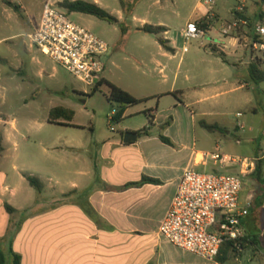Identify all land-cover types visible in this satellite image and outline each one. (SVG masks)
<instances>
[{
  "label": "crops",
  "instance_id": "obj_1",
  "mask_svg": "<svg viewBox=\"0 0 264 264\" xmlns=\"http://www.w3.org/2000/svg\"><path fill=\"white\" fill-rule=\"evenodd\" d=\"M94 3L103 8L99 1ZM205 5L204 13L189 22L210 18L213 25L208 33H212L220 17L211 10L208 1ZM199 11L200 4H197L195 13ZM215 15L218 16L216 21L213 20ZM261 17L264 19V11ZM159 26L168 29L163 36L175 49V53L166 51L156 37L163 58L171 59L186 50L184 31L179 37H173L167 25ZM237 32L228 36L223 34L224 38L220 36L223 48L215 45L213 55H228L226 51L230 48V55L237 60L233 63L235 66L243 60H248L250 66L253 61L250 42L255 29L250 36ZM4 64H11L10 60L0 56V80L9 75L1 67ZM153 64L161 68L162 73L166 71L163 63L156 60ZM24 67L22 63L21 68ZM38 67L39 62L32 59L28 69L35 71ZM38 72L42 75L41 69ZM37 89L40 91L41 85L36 86ZM52 95L50 90L47 96ZM39 96L35 91L24 97L21 101L23 107L31 109ZM176 98L183 104L181 98ZM132 110V107L126 109L124 118ZM145 115L148 118L145 128L149 126V116L154 118V125L149 135H142L134 143L125 144L122 136L98 142L91 137L86 141L72 140L62 146L45 133L46 127L56 125L49 122L50 113L43 121L34 114H26L20 120L16 117L10 119L0 112V136L4 146L0 161V249L6 258L13 249L21 256L22 264H252L256 254L263 253L261 241L253 233L250 209L249 215L242 218L241 226L244 238L255 243L247 244L237 256H229L226 263L206 261L174 246L160 233L186 171L210 173L207 171L210 163H213V173H219L220 169L240 172V169L216 164L210 158L202 160L203 154L217 150L222 153L221 141H216L213 151L202 150L193 122L186 125L173 120L172 124L167 123V127L162 128L157 110L151 109ZM172 128L177 130L172 132ZM142 130L128 128L127 132ZM14 134L23 137L27 143L25 153L17 150L16 142V149L11 152ZM162 136L172 145L163 142ZM32 138L38 148L36 155L27 153L33 149L30 146ZM259 156L261 153L255 152L251 157L243 158L256 159ZM26 175L41 180L44 185L42 193L31 187ZM144 177L161 183L130 186ZM251 195L254 201V195L244 188L243 200ZM7 205L14 211H9ZM8 263L12 264V258H7Z\"/></svg>",
  "mask_w": 264,
  "mask_h": 264
},
{
  "label": "rangeland",
  "instance_id": "obj_2",
  "mask_svg": "<svg viewBox=\"0 0 264 264\" xmlns=\"http://www.w3.org/2000/svg\"><path fill=\"white\" fill-rule=\"evenodd\" d=\"M85 1H99L119 21L112 24L90 15L69 14L73 22L110 45L104 78L134 97L144 99V102L132 107L133 110L121 123L110 121L112 114L121 112L123 108L109 100L110 88L106 84L93 94L94 87L79 81L31 44L29 36L37 30L48 0H0V56L8 58L11 63L1 66L9 73L8 78L2 76L0 80L1 113L10 119L16 117L20 120L26 114H34L44 121L51 109L64 107L74 111L73 124L79 128L46 127L48 138L64 146L69 141H86L91 137L97 142L118 136L124 138L128 128L144 129L148 125L145 113L154 109L163 123L162 128H166L167 123L172 124L173 120L186 125L193 122L200 148L204 151H213L216 141H221L223 154L235 157H251L255 152L264 154V82L253 80L248 60L235 66L233 63L237 60L230 55V48L224 57L213 55L215 45L223 48V40H220V36L224 38L222 28L239 20L236 9L243 4V16L247 22L252 21L255 27L264 25L261 17L264 4L260 0ZM206 1L215 4L211 10L219 15L220 21L214 24L212 33L203 38L184 40L186 50L180 51L176 57L163 58L156 37L138 31L145 24L167 25L171 36L179 37L191 19L204 13ZM197 4H200V11L195 13ZM217 19L215 15L213 20ZM235 31L240 35L252 34L249 24H240ZM32 59L39 62L35 71L28 69ZM156 60L166 65L164 73L154 66ZM22 63L24 68H21ZM40 69L42 75L38 72ZM38 85H41L40 91L36 90ZM50 90L52 97L47 96ZM35 91L40 95L38 102L31 109L23 107L22 99ZM176 97L181 98L183 104ZM137 111L145 112L134 114ZM238 114H243L244 130L237 127ZM203 123L218 126L222 131H209L202 127ZM175 130L171 129L172 132ZM14 136L11 152L16 149V142L17 150L25 153L27 143L24 138L17 134ZM30 146L33 149L27 153L36 155L38 148L33 138ZM210 166L207 171L213 173V163ZM219 174L237 175L239 172L220 169ZM244 181L245 188L255 197L250 219L253 233L263 248V253L256 254L252 264H264V188L250 177H245ZM7 258L10 260V255Z\"/></svg>",
  "mask_w": 264,
  "mask_h": 264
},
{
  "label": "built area",
  "instance_id": "obj_3",
  "mask_svg": "<svg viewBox=\"0 0 264 264\" xmlns=\"http://www.w3.org/2000/svg\"><path fill=\"white\" fill-rule=\"evenodd\" d=\"M66 1L78 0H48L39 27L29 36L30 42L79 81L96 88L105 79V60L110 45L72 21L60 7ZM208 4L215 5L210 1ZM236 10L243 14L245 5ZM240 24L248 25V22L236 20L223 28V34L230 35ZM205 35L196 22H189L184 30L186 41L201 39ZM255 36L256 39L250 42L253 60L260 62L264 71V25L255 28ZM116 115L115 111L110 121L113 122ZM242 118L243 114L237 115V127L244 130ZM207 158L228 168H239L240 172L222 175L186 171L160 233L180 249L206 261H217L225 243L244 238L241 220L249 215L253 202L252 195L245 200L242 198L244 179L256 170L259 158L235 157L222 154L220 150L201 155L202 160Z\"/></svg>",
  "mask_w": 264,
  "mask_h": 264
},
{
  "label": "trees",
  "instance_id": "obj_4",
  "mask_svg": "<svg viewBox=\"0 0 264 264\" xmlns=\"http://www.w3.org/2000/svg\"><path fill=\"white\" fill-rule=\"evenodd\" d=\"M260 1L264 3V0H260ZM60 7L64 9L68 14L80 13V14L90 15L100 20L112 23V24H118L119 22L117 18L109 14L104 8H102L98 4L87 2L85 0H78L74 2L66 1V2L61 3ZM236 15L238 19L246 20L243 14L236 12ZM196 23L199 29L204 31L205 33H208L213 25V21L210 18H204V19L198 20L196 21ZM248 24H249V27L252 28V33H253L255 29V25L252 22H249ZM138 31L157 37L158 42L166 51L170 53H175V49L170 46V42L163 36L165 33L168 32V29L166 27L153 26V25L146 24L145 26L138 28ZM253 39H256L255 35ZM220 56L224 57L223 54H220ZM224 61L226 60L224 59ZM250 71H251V76L253 80H255L256 82H264V71L261 68L260 62L252 61L250 65ZM104 84H106L110 88L109 100L111 102H116L120 104L123 108L122 111L117 113L116 117L114 118V121L118 123H121L124 120L126 109L137 106L141 104L142 102H144V99H138L134 97L127 91L121 89L120 87H117L116 85H114L113 83L105 79L94 89L93 94L96 93L99 90V87L103 86ZM74 117H75L74 111L70 109H66L64 107H57V108L52 109V111L50 112L49 122L51 124H56L60 126L79 128L72 124ZM149 121H150L149 126L139 132L143 136L149 135V131L154 125V118L152 116H149ZM202 127L212 132H214L215 130L222 131V129L219 128L218 126L208 125L206 123H203ZM161 139L166 144L172 145V142L168 138L162 136ZM3 153H4L3 137L0 136V161L2 159ZM263 156L264 154L258 157L259 161L257 162L256 170L251 175H249L251 180L259 184L261 188H264V158ZM26 178L29 184L31 185V187H33L38 193L43 192L44 185L39 178L35 176H31V175H26ZM148 183L160 184L161 182L156 179L144 177L142 181L138 183L130 184V186H138V185L148 184ZM6 208L11 212L14 211V209L8 205L6 206ZM250 243L254 244L255 242L251 241L248 238H242L238 241L225 243L221 249V252H220L219 257L217 258V261L220 263H226L229 259V256L231 257L237 256L247 246V244H250ZM10 255L12 258V264H22L21 256L15 253L13 249H11ZM6 263H7L6 254L0 249V264H6Z\"/></svg>",
  "mask_w": 264,
  "mask_h": 264
},
{
  "label": "water",
  "instance_id": "obj_5",
  "mask_svg": "<svg viewBox=\"0 0 264 264\" xmlns=\"http://www.w3.org/2000/svg\"><path fill=\"white\" fill-rule=\"evenodd\" d=\"M142 137L141 134L139 133H134V132H126L124 135V143L125 144H131L136 142L138 139Z\"/></svg>",
  "mask_w": 264,
  "mask_h": 264
}]
</instances>
